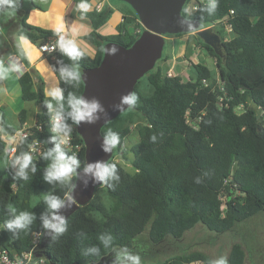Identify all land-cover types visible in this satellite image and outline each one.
<instances>
[{
  "label": "trees",
  "instance_id": "trees-1",
  "mask_svg": "<svg viewBox=\"0 0 264 264\" xmlns=\"http://www.w3.org/2000/svg\"><path fill=\"white\" fill-rule=\"evenodd\" d=\"M9 1L0 0V12ZM131 11L137 26L142 27ZM27 12L28 8L24 9L19 19L17 35L36 45L57 36L56 31L27 23ZM111 12L105 5L87 13L92 30L85 38L97 45L93 57L78 46L55 44L56 59L51 66L59 82L58 97H47L43 82H35L27 70L18 78L21 97L46 106L36 116L42 130L21 139L10 160L0 141V161H9L0 168V248L28 252L34 231L49 233L50 219L71 190L75 176L59 178L56 186L33 204L35 190L46 172L57 169L58 162L66 163L73 174L84 165V144L75 128L84 86L81 70L99 64L106 42L127 47L143 30L126 29L132 19L124 16L117 33L101 35L98 28ZM182 14L200 21V27L220 25L215 32L221 40L220 55L196 36L216 60L219 85L201 84L202 79L209 83L213 79L203 61L191 63L187 79L180 74L169 76V70L156 65L136 82L131 106L100 129L114 149L103 169L102 184L91 200L61 221L34 252L48 257L46 264H121L122 254L133 250L143 231L151 244H158L167 237L182 238L197 223L223 233L264 212V0L197 1L185 4ZM181 34L188 33L175 35ZM13 52L27 64L20 49ZM143 81L151 86L150 92L140 88ZM52 114L62 116L60 126L71 127L72 145H79L75 155L60 146L49 131L46 124ZM135 115H140L141 122L136 124L138 141L130 146L133 172H129L114 156L122 153ZM26 116V109L18 113L20 126ZM1 125L10 133L17 128L7 123L4 113ZM37 138L46 143L42 142L40 155L29 156L28 148ZM100 188L113 202L110 209L98 198ZM262 240L264 243V230ZM245 256L243 245L234 242L226 264H245ZM197 261L216 264L200 251L172 256L162 264Z\"/></svg>",
  "mask_w": 264,
  "mask_h": 264
},
{
  "label": "water",
  "instance_id": "water-1",
  "mask_svg": "<svg viewBox=\"0 0 264 264\" xmlns=\"http://www.w3.org/2000/svg\"><path fill=\"white\" fill-rule=\"evenodd\" d=\"M120 1L134 10L143 30L127 47L114 41L106 42L99 64L81 70L84 86L75 128L84 144V165L74 171L73 186L54 211L49 222L51 230L43 233L42 244L61 221L88 203L96 187L102 184L103 169L113 154V147L100 129L131 106L136 82L151 71L162 56L164 35L194 32L221 54L219 35L210 27L201 28L197 19L182 14L187 0ZM37 141L44 142L42 138ZM41 255L36 254L37 257Z\"/></svg>",
  "mask_w": 264,
  "mask_h": 264
},
{
  "label": "rangeland",
  "instance_id": "rangeland-1",
  "mask_svg": "<svg viewBox=\"0 0 264 264\" xmlns=\"http://www.w3.org/2000/svg\"><path fill=\"white\" fill-rule=\"evenodd\" d=\"M112 4H121L126 6L130 11L131 7L120 0H109ZM188 1V2H187ZM185 4L190 6L197 1L205 0H187ZM130 27V25H129ZM128 27V29H129ZM210 27L214 32L220 27L219 24L207 25L201 28ZM143 27H141L142 30ZM131 29V28H130ZM129 29V30H130ZM226 38L230 36L228 28L226 29ZM197 35L192 32L188 34H166L164 35L165 42L162 50L163 59L157 60L155 63L166 70L171 71L173 75L180 74L183 79H187L191 74V63L203 61L212 72L210 83L214 86L219 85V73L216 68V60L207 54L206 50L198 43ZM140 88L144 92H150L151 86L143 81ZM1 98L7 101L16 110L15 114L24 108V103L34 104V101H25L19 91L18 83L14 85L7 94L2 93ZM248 106L255 108L252 102H248ZM3 108V106H1ZM5 108V107H4ZM237 112L241 108L236 109ZM258 112V111H257ZM4 118L9 124H16V117L11 115L4 109ZM135 122L131 125L132 132L125 138L122 144V153H115L114 158L124 167L125 170L133 172L131 166L132 154L130 146L138 141L136 132V124L141 122L140 115H135ZM114 154V149H113ZM112 154V155H113ZM9 161L3 158L0 161V168L8 166ZM72 170L66 163L60 161L57 163V169L46 172L40 183V187L35 190L31 202L34 204L41 198H44L55 186L59 178L69 179L73 176ZM98 198L105 204L107 209L112 206V200L106 194L104 188H100L97 193ZM264 230V212L257 214L245 222L237 224L233 230L216 233L208 230L203 224L197 223L193 228L187 230L182 238L173 240L167 237L164 241L158 244H151L147 232L143 231L134 242L133 250L128 254H122L121 264H162L167 259L175 255L200 251L208 255L216 264H226L227 256L231 245L234 242H240L245 250V264H264V243L262 233ZM192 264H201L200 262Z\"/></svg>",
  "mask_w": 264,
  "mask_h": 264
},
{
  "label": "crops",
  "instance_id": "crops-1",
  "mask_svg": "<svg viewBox=\"0 0 264 264\" xmlns=\"http://www.w3.org/2000/svg\"><path fill=\"white\" fill-rule=\"evenodd\" d=\"M99 2L101 6L108 5L112 11L106 22L98 28L101 35L117 33L123 25L124 16L132 19L130 23L125 24L126 29L130 25L129 29L131 28L132 32L140 30L141 27L137 26L138 23L137 20H134L132 11L124 5L112 4L109 0H10L8 2L0 12V106H3L2 113L6 109L14 116L16 110L1 96L2 93L7 94L14 88L16 83H18L21 95L18 78L26 70L32 74L35 82H43V92L47 97H58L60 95L59 82L51 66V61L56 59L55 55L53 53H41L38 45L25 37L17 35L19 19L24 9L28 8L27 23L58 33L52 40L47 41L48 43L72 44L80 47L89 56L93 57L97 45L85 38L92 30L87 13L92 11ZM125 28L123 31H125ZM15 48L22 51V55L27 61L26 65L13 52ZM45 106L46 103L44 102H35L29 105L24 103V108L28 107L24 123H33L37 114ZM15 117L16 124L10 125L18 127L20 126L18 114H15Z\"/></svg>",
  "mask_w": 264,
  "mask_h": 264
},
{
  "label": "built area",
  "instance_id": "built-area-1",
  "mask_svg": "<svg viewBox=\"0 0 264 264\" xmlns=\"http://www.w3.org/2000/svg\"><path fill=\"white\" fill-rule=\"evenodd\" d=\"M103 6H101V3L99 2L96 4L95 8L96 10H100ZM193 10H196V6L192 7ZM232 12V11H231ZM55 44L54 43H48L43 42L38 45V49L41 53H53L55 50ZM167 74L169 76L173 75L171 71H168ZM206 79L201 80V84L208 85ZM222 100V96L218 97V101ZM1 118L2 113L0 111V141L4 144V151L7 155V158L10 160L16 151V147L18 142L21 139L26 138L28 135H31L35 133V131H41L42 130V123H37L36 119L33 123L25 124L23 123L22 126H18L14 132H6L1 125ZM62 121L61 115L52 114L49 116V122L46 124L49 131L57 138V141L60 146L69 149L73 152V154H76V151L79 148L78 144L72 145V139L73 136L70 134L71 127H62L60 126V123ZM188 122V119H187ZM34 130H32V128ZM42 152V142L37 141V139H34L33 142L30 144L28 148V155L36 157L37 155H40ZM43 233L41 231H34L31 235V243L32 247L28 252L23 253H16L15 251H12L8 248H0V264H46V258L44 255H41L39 257L36 256L34 253L36 250H38V245L41 243Z\"/></svg>",
  "mask_w": 264,
  "mask_h": 264
}]
</instances>
